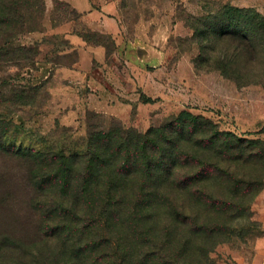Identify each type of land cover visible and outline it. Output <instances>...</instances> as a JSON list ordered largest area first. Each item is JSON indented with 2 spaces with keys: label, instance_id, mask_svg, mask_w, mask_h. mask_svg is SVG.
<instances>
[{
  "label": "trees",
  "instance_id": "trees-1",
  "mask_svg": "<svg viewBox=\"0 0 264 264\" xmlns=\"http://www.w3.org/2000/svg\"><path fill=\"white\" fill-rule=\"evenodd\" d=\"M7 1L0 16L43 3ZM191 28L197 70L264 87L262 14L224 5ZM6 133L2 121L0 264H213L219 243L259 227L251 204L264 188V140L202 115L97 136L83 154L16 147ZM9 161L22 166L21 182L5 173Z\"/></svg>",
  "mask_w": 264,
  "mask_h": 264
},
{
  "label": "rangeland",
  "instance_id": "rangeland-1",
  "mask_svg": "<svg viewBox=\"0 0 264 264\" xmlns=\"http://www.w3.org/2000/svg\"><path fill=\"white\" fill-rule=\"evenodd\" d=\"M114 1L129 53L106 35L65 25L77 16L59 2L51 11L48 0L26 11L23 1L18 12L0 16V122H6L8 144L83 154L97 136L144 134L182 113L202 115L238 137L264 140V87L238 86L218 71L197 70L193 61L199 48L191 28L194 20L224 5L264 16V0ZM72 29L107 47L106 64L87 75L74 72L76 52L65 39ZM4 166L12 180L21 182L18 162ZM256 197L251 211L259 227L219 243L209 255L213 264H264Z\"/></svg>",
  "mask_w": 264,
  "mask_h": 264
},
{
  "label": "crops",
  "instance_id": "crops-1",
  "mask_svg": "<svg viewBox=\"0 0 264 264\" xmlns=\"http://www.w3.org/2000/svg\"><path fill=\"white\" fill-rule=\"evenodd\" d=\"M46 2L48 11L53 9L55 1L64 2L77 14V20L71 19L64 24L71 28L82 25L85 28L106 35L112 39L116 48L120 51L127 50L128 46L122 36L120 20L118 16V6L114 0H48ZM155 37V36H154ZM68 48L76 52V61L72 64L74 72L79 74H90L94 66L106 64L108 60L107 47L100 42H88L76 30H70L65 34ZM151 50H155L151 48ZM154 51V52H155ZM157 52L154 54L159 56ZM72 81V80H70ZM249 117H256V114L247 113ZM254 212L257 220L264 230V190L254 201Z\"/></svg>",
  "mask_w": 264,
  "mask_h": 264
}]
</instances>
